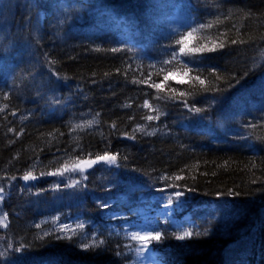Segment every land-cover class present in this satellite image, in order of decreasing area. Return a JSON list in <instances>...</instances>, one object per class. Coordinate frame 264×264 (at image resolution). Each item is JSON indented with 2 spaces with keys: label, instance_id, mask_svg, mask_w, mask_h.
Returning a JSON list of instances; mask_svg holds the SVG:
<instances>
[{
  "label": "trees",
  "instance_id": "obj_1",
  "mask_svg": "<svg viewBox=\"0 0 264 264\" xmlns=\"http://www.w3.org/2000/svg\"><path fill=\"white\" fill-rule=\"evenodd\" d=\"M0 189V264H264V0H0Z\"/></svg>",
  "mask_w": 264,
  "mask_h": 264
},
{
  "label": "snow or ice",
  "instance_id": "obj_2",
  "mask_svg": "<svg viewBox=\"0 0 264 264\" xmlns=\"http://www.w3.org/2000/svg\"><path fill=\"white\" fill-rule=\"evenodd\" d=\"M201 27H205V26H201ZM207 27H211V25H207ZM197 29H193L191 32H189L187 34V36H184L182 37L180 40L176 41V43L178 45H180V48H179V53H173L172 55V60H176L178 59V56H186V57H195L197 56L198 54H202L204 53L205 51H213L214 50V47L213 48H207L206 46H201V47H189L185 41L186 40H190L193 38V33L196 32ZM236 41H233V43H235ZM220 47H223V45H219ZM113 51H116V49H113ZM171 61H165L164 63L168 64L170 63ZM185 75H187V72H185ZM172 76V73L169 72L168 74H166L164 76V81H168L169 78ZM151 77H149L150 79ZM196 79H199V77H197ZM139 83H147L148 81L147 80H143V81H138ZM182 82V81H181ZM201 84L204 83V81H200ZM151 87H155L157 89H162L163 88V83H160V84H152L150 85ZM6 107V106H5ZM143 107H146V108H151V105L149 104V102L147 100H145L144 102V105ZM194 111L196 112H199L201 111V109L199 108H194L193 109ZM156 117H153V116H148L147 119L149 120H152V119H155ZM89 124H91L92 122H88ZM76 127H82V125H76ZM137 130H141V129H137ZM11 131V129H10ZM150 135L152 133H149ZM106 162L108 164H115L116 163V156L115 155H109V154H105L103 156H97L95 160H84V161H81L80 164H77L74 166L73 170L75 169H81L83 170L84 167H92V165L98 163V162ZM67 170V169H66ZM180 177H177V179H179ZM23 179L25 181L29 180V179H35V177L32 175L31 171L27 172L24 176H23ZM0 191H2V189H0ZM177 196L181 195V193H176ZM171 202V201H170ZM103 207H106L107 205H102ZM6 219V217H5ZM2 222V221H0ZM191 233L189 232H185L183 234V236L179 237V239H183L187 236H190ZM132 239H137V240H140V241H143L145 244L150 241V240H160L161 239V235L159 232L155 233L154 235L152 234H149V235H146V236H140L138 233H132ZM85 248L88 247V245H84Z\"/></svg>",
  "mask_w": 264,
  "mask_h": 264
},
{
  "label": "rangeland",
  "instance_id": "obj_3",
  "mask_svg": "<svg viewBox=\"0 0 264 264\" xmlns=\"http://www.w3.org/2000/svg\"><path fill=\"white\" fill-rule=\"evenodd\" d=\"M161 13H162L161 18L163 20V28H166L168 31H171V32L172 31L176 32L178 30H182L183 18L180 17L179 9L176 6H173V5L166 6V8H164V10ZM118 20H119L118 22L121 21L120 19H118ZM107 165L112 166L115 164H108L107 163ZM51 175H55V177H57V178H64L70 182H73V181H75V176L79 175V174H78V171L73 170V169L70 171V169L67 168V170L61 169V171H58V172L53 173ZM36 179H37V177H35V179H29L27 181H25L23 179V181H24V183L25 182L29 183V182H33V181L35 182ZM3 195H4L3 191H0V203H1V198L3 197ZM164 209L167 210L168 208L162 207V210H158L156 213L158 214V212H163ZM143 212L144 211H141L140 215H142L143 218L146 219L145 217H147V216ZM0 215H1V210H0ZM132 233H134V232L132 231L130 233V238H132ZM142 236H146V235L142 234ZM135 243L138 244V240L137 239H131L129 246H132ZM150 252L151 251H150L149 246H147V243L145 244L143 241H139V245L137 247L136 255H135V258L140 262L139 264H155L154 262H156V261L154 260V258H152L150 256Z\"/></svg>",
  "mask_w": 264,
  "mask_h": 264
},
{
  "label": "water",
  "instance_id": "obj_4",
  "mask_svg": "<svg viewBox=\"0 0 264 264\" xmlns=\"http://www.w3.org/2000/svg\"><path fill=\"white\" fill-rule=\"evenodd\" d=\"M95 159L96 158H90V159H86V160H95ZM82 161H84V160H82ZM80 162H79V164H80ZM102 163H105V162L101 161V162H98V163L92 165V167H84L83 170H81V169H77V170H80V171H90V169L96 168V167L100 166Z\"/></svg>",
  "mask_w": 264,
  "mask_h": 264
}]
</instances>
